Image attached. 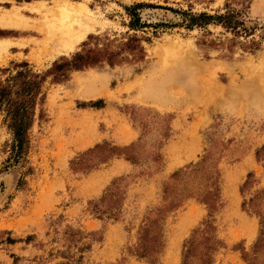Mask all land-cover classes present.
I'll return each mask as SVG.
<instances>
[{"label": "rangeland", "instance_id": "obj_1", "mask_svg": "<svg viewBox=\"0 0 264 264\" xmlns=\"http://www.w3.org/2000/svg\"><path fill=\"white\" fill-rule=\"evenodd\" d=\"M59 5L94 21L69 48ZM16 9L0 82L103 60L46 78L15 162L0 113V264H245L264 216V0H0ZM197 14L242 25L188 29Z\"/></svg>", "mask_w": 264, "mask_h": 264}, {"label": "trees", "instance_id": "obj_2", "mask_svg": "<svg viewBox=\"0 0 264 264\" xmlns=\"http://www.w3.org/2000/svg\"><path fill=\"white\" fill-rule=\"evenodd\" d=\"M16 1L29 2L30 0ZM188 17V29L193 27L203 28L211 23L219 25L224 29L234 30L242 25L238 20L232 23L227 15L214 16L212 18L206 14H197ZM100 58L96 53L93 54L92 51L85 54H75L69 61L54 62L42 74L32 72L27 69L26 64H21L13 75L0 82V113L3 116V125L12 138L9 150L12 161H17L27 148V132L32 126L36 106H40L43 103L44 97L41 90L46 78L51 77L52 82H62L65 80L68 71L78 70L86 66H94L103 60L102 58L100 60ZM105 60L108 61L107 59ZM257 198L255 197L253 200H249V202L252 203ZM92 209L94 213L98 211L95 206ZM254 212L259 217L258 237L249 252H241V259L245 264H264V216L257 213V210H254ZM208 227L206 226V228ZM139 242L137 255L143 257L149 256V253L146 252L145 236L140 237ZM191 242H189V246L192 245ZM190 253L189 249L185 251L183 264H186Z\"/></svg>", "mask_w": 264, "mask_h": 264}, {"label": "bare ground", "instance_id": "obj_3", "mask_svg": "<svg viewBox=\"0 0 264 264\" xmlns=\"http://www.w3.org/2000/svg\"><path fill=\"white\" fill-rule=\"evenodd\" d=\"M37 9L39 8L37 7ZM54 11L58 13L57 20L50 22L49 30L52 33L59 32V35H61L60 39L64 37V39H62L64 48L71 47L70 45L73 40L81 38L82 35L94 28V21L88 16H77L78 11L72 6L59 5ZM18 17L19 10L17 9L0 16V27H13Z\"/></svg>", "mask_w": 264, "mask_h": 264}]
</instances>
